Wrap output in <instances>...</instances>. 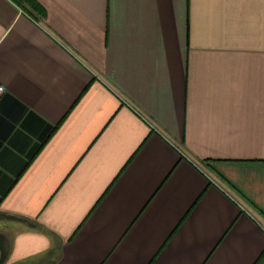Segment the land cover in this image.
I'll return each mask as SVG.
<instances>
[{"label":"crops","instance_id":"crops-1","mask_svg":"<svg viewBox=\"0 0 264 264\" xmlns=\"http://www.w3.org/2000/svg\"><path fill=\"white\" fill-rule=\"evenodd\" d=\"M30 1L0 0L5 264H264V0Z\"/></svg>","mask_w":264,"mask_h":264},{"label":"water","instance_id":"water-1","mask_svg":"<svg viewBox=\"0 0 264 264\" xmlns=\"http://www.w3.org/2000/svg\"><path fill=\"white\" fill-rule=\"evenodd\" d=\"M11 249L9 237L0 232V264H5Z\"/></svg>","mask_w":264,"mask_h":264},{"label":"built area","instance_id":"built-area-1","mask_svg":"<svg viewBox=\"0 0 264 264\" xmlns=\"http://www.w3.org/2000/svg\"><path fill=\"white\" fill-rule=\"evenodd\" d=\"M6 93V88L0 83V95Z\"/></svg>","mask_w":264,"mask_h":264},{"label":"trees","instance_id":"trees-1","mask_svg":"<svg viewBox=\"0 0 264 264\" xmlns=\"http://www.w3.org/2000/svg\"><path fill=\"white\" fill-rule=\"evenodd\" d=\"M27 1H29L30 3H32V1H30V0H27ZM35 5V4H34Z\"/></svg>","mask_w":264,"mask_h":264}]
</instances>
